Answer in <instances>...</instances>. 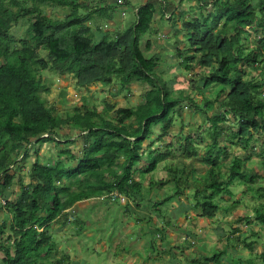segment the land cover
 Listing matches in <instances>:
<instances>
[{
  "label": "trees",
  "instance_id": "trees-1",
  "mask_svg": "<svg viewBox=\"0 0 264 264\" xmlns=\"http://www.w3.org/2000/svg\"><path fill=\"white\" fill-rule=\"evenodd\" d=\"M92 1L34 0L27 6L17 0H0V198L5 200L1 209L11 219L12 230L8 235L12 244H5L0 238V264H40L38 258L53 244L48 225L60 216H64L62 222L65 223L67 209L80 200L104 194L106 190H117L136 199L143 182L134 174L142 176L153 171L169 152L151 148L155 142L150 139L154 126L162 129L155 134L157 138L167 134L173 124L172 113L184 99L191 101L196 110L213 107L214 100L221 107L210 117V141L204 153L208 168L193 187L192 200L198 214L210 218L220 209L226 211V205L220 201L232 198L235 182L251 188L256 178L264 177V173L260 176L245 171L244 159L238 154L234 153L229 161L221 158L222 154H227V146L219 142V137L226 132L222 122L228 114H233L238 128L231 130L232 144L246 149L253 140H261V150L264 149V84L261 81L264 67L259 65L264 62V0H212L209 3L199 0V7H206V13H200L193 20H183L181 28L188 34V44L178 50L179 55L184 56L181 64L186 70L197 64L207 71L198 79H192L195 88L215 91L214 98L204 97L203 105L183 94L185 89L176 95L154 71L159 58L155 54L147 57L141 47L142 37L154 31L152 22L157 9L162 15L168 12L175 16V11H171L174 0H161L159 6L154 0L139 5L130 0L122 3L115 0L112 5L106 0H95L99 6L91 4ZM39 3L68 5L71 10L62 19L52 18L43 13ZM119 5L125 11L132 6L134 19L115 31L103 28L96 38L87 23L89 18L96 13L110 20L116 16L115 6ZM25 15L30 18L26 37L19 40L21 45H16L10 28ZM251 32L256 33V40L248 48L244 41ZM149 44L147 41V46ZM41 47L47 49V57L40 56ZM49 66L60 73H72L79 86L96 82L113 84L117 80L121 90L129 82L142 80L152 87L145 91V100L136 107L117 108L116 120L104 118L100 112L86 106L76 107L74 113L62 116L40 94L44 82L37 70ZM250 66L257 71L247 76ZM131 116L135 117L136 124L127 122ZM67 124L78 128L85 142L77 164L66 165L60 158L52 163L41 162L40 145L36 144L46 141L61 144L65 140L57 130ZM145 141L147 150L143 148ZM181 149L186 157L198 155L191 134L185 135ZM62 151L74 157L71 149L65 147ZM144 154L146 164L140 165ZM21 155L22 159L32 160L26 183L21 170L23 165L19 162ZM120 156L124 159L116 170L114 165ZM262 164L264 167V159ZM12 165L18 169L14 170ZM172 171L175 193H182L190 181L187 176L177 177L175 169ZM64 177L70 179L69 183L61 184ZM16 181L21 191L11 200L6 193ZM164 184V180L159 181V185ZM74 185L78 189H73ZM255 190L264 196V191ZM117 196L113 199H118ZM158 205L157 202L155 206ZM256 218L264 222L263 208H256ZM7 220L0 222V232L8 226ZM238 229L235 227L233 232ZM232 237L225 238L231 240ZM245 244L252 247L251 241L245 240ZM224 252L219 249L193 258V262H218ZM260 254L264 257V252Z\"/></svg>",
  "mask_w": 264,
  "mask_h": 264
},
{
  "label": "rangeland",
  "instance_id": "rangeland-1",
  "mask_svg": "<svg viewBox=\"0 0 264 264\" xmlns=\"http://www.w3.org/2000/svg\"><path fill=\"white\" fill-rule=\"evenodd\" d=\"M17 1L27 6L34 3V0ZM146 1L148 0H130L134 4H142ZM154 1L159 6L161 0ZM114 2L115 0L108 1L110 5ZM202 2L209 3L212 0H202ZM90 3L97 4L95 0ZM199 6V0H174L171 11H175V16L169 19L157 9L152 22L154 31L142 37L141 47L147 57L155 54L159 58L154 71L163 77L176 95H179L181 89H185L183 94L191 96L195 103L203 105L204 97L214 98L215 91L210 88L202 91L196 89L192 79H198L202 72L207 71L197 64L186 70L181 64L184 56L178 53V50L186 48L188 44V34L181 28L183 20H193L200 13H206L207 8ZM39 7L45 15L59 19L64 18L71 10L68 5L39 3ZM13 8L16 9V5H13ZM124 9L121 5L115 6L116 16L110 20L93 13L87 23L91 25L94 36L99 38L103 28L109 31L119 29L122 26L120 16L123 24L133 20L132 7L128 8L130 11ZM80 10L82 13L85 11L83 8ZM29 20V15H25L10 28L16 45H21L19 40L26 37ZM255 34L254 32L247 35L245 46L252 45L256 40ZM147 41L150 42L149 46ZM47 52L44 47L39 49L40 56L47 57ZM259 65L264 67V62H260ZM256 71L250 66L247 76ZM37 74L44 82V87L40 89L41 96L48 105L55 106L56 113L62 116L74 113L76 107L86 106L100 112L104 118L116 120L117 108L136 107L145 100V91L152 87L150 83L142 80L129 82L121 90L117 80L113 84L96 82L88 86H79L72 73H60L51 66L38 67ZM261 76L264 84V70ZM213 104V107L205 108L206 111L196 110L191 101L182 100L172 113L173 124L168 128L167 134L157 138L155 134L162 132V129L159 125L154 126L155 131L150 139L155 142L151 148L154 151L169 152L153 171L142 176L137 172L134 174L136 179H142L143 182L141 192L136 194V199L129 198L125 193H118L117 190L113 192L106 190L104 194L76 202L67 209L68 220L65 223L62 222L64 216H60L48 225L53 244L50 249L42 252L38 263L194 264L193 258H200L224 249L225 252L219 261H212L209 264H264V257L260 254L264 252V222L256 218V208L264 209V196L262 197L255 190L264 191V177L256 178L254 183L250 184L251 188H248V184L235 182L232 186L234 191L232 198L228 201H220L226 205L227 210L220 209L210 218L198 214L199 211L192 200L193 187L199 183L197 178L205 173L209 165L204 153L210 141L208 135L210 117L221 110L219 102L214 100ZM127 122L136 124L135 117L131 116ZM222 125L226 128V132L219 137V142L222 146H227V154H222L221 158L225 157V160L229 161L234 153L238 154L244 159L245 171L263 175L264 149L261 150V140H253L251 146L246 149L238 144H232L231 130L238 128V120L233 114H228ZM57 131L65 141L61 144L53 141L37 143V146L40 145L39 160L52 163L60 158L66 165H76L85 145L79 129L67 124L61 125ZM187 134H191L195 139L197 156L186 157L183 154L181 143ZM28 146L31 147V144ZM65 147L71 149L74 157L62 151ZM143 148L148 149L147 141L144 142ZM21 149L20 152L23 151ZM22 157V155L19 157V162L23 165L21 170L23 181L26 183L29 180L28 169L32 160ZM123 159L122 156L119 157L118 163L114 165L116 170L120 169L119 165ZM145 159L144 154L140 165L146 164ZM13 169L18 168L13 167ZM173 169L177 172V177L187 176L190 181L189 185L184 186L185 190L182 193H175ZM161 180L165 181L164 185H159ZM69 181L70 179L64 177L61 184H67ZM77 187L74 185L73 189ZM20 191L21 187L16 181L7 190V198L14 200ZM116 193L118 199H113ZM2 199L4 198H0V209L4 208ZM137 200L142 202L138 203ZM157 202L159 205L155 206ZM2 213L0 222L8 219V226L0 232V238L3 243L12 244V240L8 238L12 233L11 219L6 211ZM239 217L244 218L238 221ZM237 226L239 229L233 232ZM228 235L233 236L231 240L225 238ZM245 240L251 241L252 247L247 246Z\"/></svg>",
  "mask_w": 264,
  "mask_h": 264
},
{
  "label": "crops",
  "instance_id": "crops-1",
  "mask_svg": "<svg viewBox=\"0 0 264 264\" xmlns=\"http://www.w3.org/2000/svg\"><path fill=\"white\" fill-rule=\"evenodd\" d=\"M108 1H109V0H107V2H108ZM134 1H135V0H134ZM132 3H133V2H132ZM133 4H134V3H133ZM136 4H137V3H135L134 5H136ZM138 4H139V3H138ZM138 4H137V5H138ZM131 7H132V6H131ZM128 8H129V7H127V8H126V11H128V10H129ZM129 11H130V10H129ZM174 14H175V13H174ZM119 20L122 22V24L124 23V22H123V20H122V17H121V16L119 17ZM173 21H174V20H173ZM1 211L3 212V209H0V212H1ZM2 212L0 213V214H1V216L3 215V213H2Z\"/></svg>",
  "mask_w": 264,
  "mask_h": 264
},
{
  "label": "built area",
  "instance_id": "built-area-1",
  "mask_svg": "<svg viewBox=\"0 0 264 264\" xmlns=\"http://www.w3.org/2000/svg\"><path fill=\"white\" fill-rule=\"evenodd\" d=\"M124 0H117V2L118 3H122ZM167 14H165V17L166 18H168L169 16H170V13H168V12H166ZM117 195V193L116 194H114V197Z\"/></svg>",
  "mask_w": 264,
  "mask_h": 264
},
{
  "label": "clouds",
  "instance_id": "clouds-1",
  "mask_svg": "<svg viewBox=\"0 0 264 264\" xmlns=\"http://www.w3.org/2000/svg\"><path fill=\"white\" fill-rule=\"evenodd\" d=\"M116 1H117V0H116ZM171 15H172V14H171ZM171 15H170L169 17H172ZM169 17H168L167 19H169ZM165 18H166V17H165ZM176 26H177V24H176ZM117 194H118V193H117ZM116 196H117V195H116ZM2 204L5 205V200H4V199H2Z\"/></svg>",
  "mask_w": 264,
  "mask_h": 264
}]
</instances>
